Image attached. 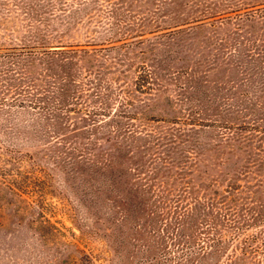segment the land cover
Masks as SVG:
<instances>
[{
	"label": "rangeland",
	"instance_id": "obj_1",
	"mask_svg": "<svg viewBox=\"0 0 264 264\" xmlns=\"http://www.w3.org/2000/svg\"><path fill=\"white\" fill-rule=\"evenodd\" d=\"M0 264H264V0H0Z\"/></svg>",
	"mask_w": 264,
	"mask_h": 264
}]
</instances>
